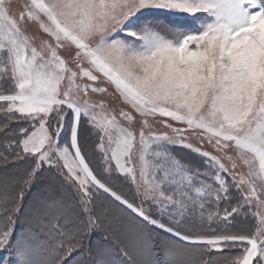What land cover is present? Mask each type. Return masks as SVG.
Instances as JSON below:
<instances>
[{
  "label": "snow or ice",
  "instance_id": "6c2138e0",
  "mask_svg": "<svg viewBox=\"0 0 264 264\" xmlns=\"http://www.w3.org/2000/svg\"><path fill=\"white\" fill-rule=\"evenodd\" d=\"M0 264H264V0H0Z\"/></svg>",
  "mask_w": 264,
  "mask_h": 264
},
{
  "label": "rangeland",
  "instance_id": "374dc122",
  "mask_svg": "<svg viewBox=\"0 0 264 264\" xmlns=\"http://www.w3.org/2000/svg\"><path fill=\"white\" fill-rule=\"evenodd\" d=\"M199 15H203V14H199ZM185 18L190 19V20H193V18L187 17L186 15H183V14H178V15L160 14V16H159V23H161V24H167L168 22H172L171 20H180V19H185ZM195 22H197L196 27H198L200 25V23H201V21H195ZM28 31L30 33H36L38 30H37V28H36L35 25H30L29 28H28ZM180 31H187V29H183V30H180ZM117 35H120V34L117 33ZM172 38H174V37H172ZM111 90L112 89L109 86V91H111ZM89 95H91L93 99H97L98 98L96 96V94L89 93ZM157 119H163V118H157ZM153 130H155L156 132H164L165 131V129L161 125H159V124H153ZM169 134H171V133H169ZM191 142L194 145H197V140L195 138H193L191 140ZM203 147H204V150L211 152L213 155H217V153H215L213 151V149L211 148V146L204 145ZM87 151L90 152V153H93V149H92V145L91 144L88 145ZM173 151L175 152L176 155H178L179 157H181L182 159H184L186 161L189 160V158L186 155L192 154L187 149H184V148H181V147H176V148L173 149ZM229 152H230V154H233V155L235 154L232 149H229ZM192 155H195V154H192ZM198 166H200V165H198ZM243 170L246 171L247 169L244 168ZM236 250L238 251V249H236Z\"/></svg>",
  "mask_w": 264,
  "mask_h": 264
},
{
  "label": "trees",
  "instance_id": "16d2710c",
  "mask_svg": "<svg viewBox=\"0 0 264 264\" xmlns=\"http://www.w3.org/2000/svg\"><path fill=\"white\" fill-rule=\"evenodd\" d=\"M172 23L176 24L179 26V29L180 30H183V29H187V30H194L196 25H197V22H194L193 23V20H190V19H180V20H171ZM22 123V122H21ZM193 154V153H192ZM192 154H189V155H186L189 160L192 164L194 163V165H200V167H202V163H201V160L198 156L196 155H192ZM225 251H229L228 249H225ZM231 251H237L236 249H232Z\"/></svg>",
  "mask_w": 264,
  "mask_h": 264
}]
</instances>
